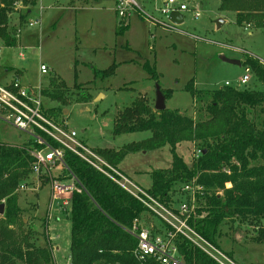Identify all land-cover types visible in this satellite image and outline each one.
I'll return each instance as SVG.
<instances>
[{
	"label": "rangeland",
	"instance_id": "rangeland-1",
	"mask_svg": "<svg viewBox=\"0 0 264 264\" xmlns=\"http://www.w3.org/2000/svg\"><path fill=\"white\" fill-rule=\"evenodd\" d=\"M165 1L134 0L136 6L128 9V28L121 34H117L121 19L118 0H38L34 7L15 3L8 14V29L16 37L17 46L5 47L0 39V84L19 77L22 85L39 92L50 78L64 82L76 95L54 120L75 131L78 140L92 151L119 150L151 136L150 132L112 134L117 113L138 96L147 95L149 103H155L157 82L144 69L145 64L159 75L161 89L172 93L166 100L167 109L179 110L195 120L207 115L199 112L202 103L193 106L187 88L209 91L228 84L239 90L263 89L253 71L246 85H242L241 79L248 66L243 63L249 58L264 64V25H238L236 11L220 10L219 0H177L189 10L181 13L183 24L169 29L162 26L167 22L161 12ZM220 18L225 24L217 29L216 21ZM36 20L38 23L30 26ZM221 55L240 61L241 65L226 63ZM113 64L116 65L113 76L95 79L94 69L104 71ZM41 65L47 67V74L41 73ZM75 84L80 89L76 90ZM43 103L47 108L59 110L56 101L43 97ZM26 139L24 133L11 125L0 126V142L23 146ZM176 153L188 166L200 155L197 144L189 141L178 144ZM171 164L172 153L166 146L130 153L120 162L118 170L136 186L149 190L151 172L169 168ZM27 181L33 185L29 190H15L26 225L21 231L29 232L36 246H50L54 264H69V208L67 212H57L55 207L60 202L55 201L49 213L50 186L43 179L35 182L32 175ZM230 187L227 184L226 188ZM146 219L155 225V219L149 216ZM18 226L11 230L16 232ZM262 234L264 219L244 223L239 219L228 220L219 225L215 241L237 264H264V241L257 242ZM14 238L20 240L21 236ZM0 264L25 263L0 251Z\"/></svg>",
	"mask_w": 264,
	"mask_h": 264
},
{
	"label": "trees",
	"instance_id": "trees-1",
	"mask_svg": "<svg viewBox=\"0 0 264 264\" xmlns=\"http://www.w3.org/2000/svg\"><path fill=\"white\" fill-rule=\"evenodd\" d=\"M219 1L220 10L236 11L238 25H264V0ZM17 2L34 7L38 0H0V39L5 47L17 46L16 37L8 29V14ZM127 28V21L120 19L117 34ZM243 65L251 68L262 83V90H239L229 86L209 91L187 88L193 106L202 103L199 112L207 115L199 120L179 110L155 111L147 95H140L117 113L112 134L150 132L151 136L119 150L95 151L117 168L130 153L170 147L171 167L152 171V184L147 191L162 203L177 204L182 198L181 187L196 180L203 193L197 195L200 206L195 208L188 223L217 248L215 238L222 222L236 219L242 223L251 219L260 222L264 219V64L249 58ZM144 69L158 84L159 75L155 70L148 64ZM115 71L113 64L104 71L94 69L93 73L95 79H100L113 76ZM69 88L53 78L46 87L41 86L42 97L59 104V110L45 107L46 115L56 119L58 113L72 102L71 97L76 93ZM74 88L77 90L80 86L75 84ZM162 93L166 100L172 95L170 90H162ZM83 99L87 100H79ZM186 141L199 147L200 155L191 166L176 153L177 145ZM53 146L59 147L55 143ZM28 147L27 144L14 146L0 142V204L5 205L4 215L0 216V251L25 264H54L51 247L36 246L31 234L22 232L26 225L15 190L31 175L34 159L29 155ZM64 159L85 190L74 192L71 197L69 264H160L151 257L139 260L135 254L137 240L127 231L136 219L142 218L147 223L146 217L155 219L146 207L74 154L65 151ZM227 184L231 187L226 188ZM18 224L17 231H12L11 228ZM155 225H159L157 219ZM15 236H21V239L16 240ZM263 241L264 234L257 238V242ZM178 248L186 264H218L188 241H179Z\"/></svg>",
	"mask_w": 264,
	"mask_h": 264
},
{
	"label": "built area",
	"instance_id": "built-area-1",
	"mask_svg": "<svg viewBox=\"0 0 264 264\" xmlns=\"http://www.w3.org/2000/svg\"><path fill=\"white\" fill-rule=\"evenodd\" d=\"M134 6H136L134 0H118L117 12L120 18L126 20L129 16L128 9ZM188 10L187 5L177 0H166L161 12L167 17V22H163L162 26L169 29L176 28L177 26L169 21L171 14ZM195 15L199 16V13L196 12ZM37 23L36 20L30 26ZM40 71L42 74L48 73L44 65H41ZM250 73H252L251 68L246 67V74L241 79L242 85L250 81ZM44 108L40 90L35 92L16 80L0 84V126L11 125L27 136L25 144L29 146V155L34 159L31 175L37 183L43 179L51 189L49 213L55 201L60 202L55 207L57 211L67 212V208L70 209L73 193L85 191L79 179L65 163L64 154L68 151L123 188L158 220L159 228L139 218L134 221L132 228L127 230L137 240L135 254L139 260L143 261L151 257L160 264H186L178 248V242L185 240L218 264H237L227 253L206 241L189 225L188 221L196 208L197 195L203 193V189L195 181L181 187L179 192L182 198L179 203H162L147 190L133 184L118 168L111 166L95 151L88 149L78 140L75 131L69 130L65 123L61 124L46 115ZM53 143L59 147L53 146ZM31 184L24 181L18 191L29 190L33 186Z\"/></svg>",
	"mask_w": 264,
	"mask_h": 264
},
{
	"label": "water",
	"instance_id": "water-1",
	"mask_svg": "<svg viewBox=\"0 0 264 264\" xmlns=\"http://www.w3.org/2000/svg\"><path fill=\"white\" fill-rule=\"evenodd\" d=\"M169 21L172 24H174L176 26H179V25L183 24L184 17H183V15L181 13L174 12V13L171 14ZM224 24H225V21L220 18V19H218L216 21V28L220 29ZM221 59H222V61H224L226 63H229V64L239 65V66L241 65L240 61L226 58L224 55H221ZM166 108H167L166 107V97L162 93L161 87L158 84H156V86H155L154 110L158 111V112H161V111L166 110ZM66 113L67 112L65 111V114ZM4 212H5V205H4V203H1L0 204V216H3Z\"/></svg>",
	"mask_w": 264,
	"mask_h": 264
},
{
	"label": "crops",
	"instance_id": "crops-1",
	"mask_svg": "<svg viewBox=\"0 0 264 264\" xmlns=\"http://www.w3.org/2000/svg\"><path fill=\"white\" fill-rule=\"evenodd\" d=\"M21 73V72H20ZM18 74H19V71H18ZM17 78V79H16ZM14 80H16V81H18V78L19 77H16ZM14 80H9V81H6L5 83H10V82H12V81H14ZM118 168V167H117ZM38 191H36V193H37ZM59 204H57L56 205V207L58 206ZM56 211H57V209H56ZM57 212H59V211H57Z\"/></svg>",
	"mask_w": 264,
	"mask_h": 264
}]
</instances>
